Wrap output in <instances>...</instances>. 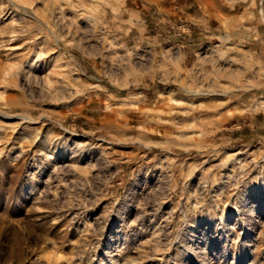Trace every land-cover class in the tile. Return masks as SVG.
Wrapping results in <instances>:
<instances>
[{
    "label": "rangeland",
    "instance_id": "374dc122",
    "mask_svg": "<svg viewBox=\"0 0 264 264\" xmlns=\"http://www.w3.org/2000/svg\"><path fill=\"white\" fill-rule=\"evenodd\" d=\"M200 7L0 0V264H264V0Z\"/></svg>",
    "mask_w": 264,
    "mask_h": 264
},
{
    "label": "crops",
    "instance_id": "0c3cea01",
    "mask_svg": "<svg viewBox=\"0 0 264 264\" xmlns=\"http://www.w3.org/2000/svg\"><path fill=\"white\" fill-rule=\"evenodd\" d=\"M193 2H195L197 4L198 8H200L202 10V8L200 7L201 0H193Z\"/></svg>",
    "mask_w": 264,
    "mask_h": 264
},
{
    "label": "bare ground",
    "instance_id": "6f19581e",
    "mask_svg": "<svg viewBox=\"0 0 264 264\" xmlns=\"http://www.w3.org/2000/svg\"><path fill=\"white\" fill-rule=\"evenodd\" d=\"M164 93H165V90H160V91H159V95H162V94H164ZM159 97H160V96H159ZM170 100L175 101V99H172V98H171ZM176 101H177V100H176Z\"/></svg>",
    "mask_w": 264,
    "mask_h": 264
}]
</instances>
